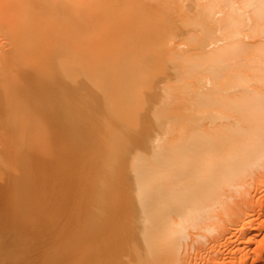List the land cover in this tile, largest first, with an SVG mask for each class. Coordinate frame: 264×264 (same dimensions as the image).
I'll return each mask as SVG.
<instances>
[{"label":"bare ground","instance_id":"bare-ground-1","mask_svg":"<svg viewBox=\"0 0 264 264\" xmlns=\"http://www.w3.org/2000/svg\"><path fill=\"white\" fill-rule=\"evenodd\" d=\"M261 180L264 0H0V264H190Z\"/></svg>","mask_w":264,"mask_h":264},{"label":"rangeland","instance_id":"rangeland-1","mask_svg":"<svg viewBox=\"0 0 264 264\" xmlns=\"http://www.w3.org/2000/svg\"><path fill=\"white\" fill-rule=\"evenodd\" d=\"M263 181L261 180L260 183H262ZM260 183L258 184L259 186H256V187L252 185L253 187H251L250 190H249L248 196L250 195L249 197L251 199L249 197H248L249 200L247 199V203H248L247 207L248 208H245V212L246 213H243L245 216L244 215L242 216V214H241V217L237 220L238 223L235 222V223L230 224L228 226L229 227L228 228V232L230 233V231H231L233 236H232L231 233L229 235V234H227V232H225V234H227L225 236H227V237L224 236L223 237L224 239L223 238L220 239L224 243L222 241L221 242L219 241V243H221V244L216 245L218 247L213 246V242H210L208 240V242H206V244L202 246V247H204V246L205 247H204V249L201 248V254L199 252L200 250L197 251V252L192 250L190 253L191 254L193 253L194 257H192V255L190 254V257H192L191 258L192 260L190 259L191 260L190 264H193V262L196 263L197 260H198L197 264H207L208 261H209L208 264H216V263H219V262H220V264L221 263H223V264H236V261H237L236 259L237 258H240L239 259L240 262L238 260L237 264H253L254 260L256 261L254 264H264V184H260ZM254 188H257V189L254 190ZM254 204H255V206H253ZM247 209H249V210H247ZM251 211L254 212V213H251ZM244 217L246 218V221H245ZM248 218H250V219H248ZM239 220H241L242 224L240 223ZM250 220L253 222V224L251 222L250 225H249ZM234 224L236 226H233ZM245 224H246L247 227L245 226ZM243 225L245 226L246 229L243 228ZM230 226L231 227L233 226V227L231 228ZM239 227H241V229ZM233 230L236 231V233ZM227 238H229V239H227ZM210 244L212 245L211 247L208 246ZM219 246H220V248H219ZM215 248H217V249H215ZM214 250H216V252ZM210 251H212V252H210ZM259 251H260V253H259ZM212 254L214 255L213 257H212ZM256 254H257L258 257H256ZM217 255L220 256V257L222 256V258H218ZM245 257H247L248 259L245 258ZM252 258H254V259H252ZM224 259H225L226 262L224 261ZM117 260H119V261L122 260V263H123V260H124L125 261L124 264L125 263H127V264L131 263L132 264V262H133V261L131 262V259H129L130 261L128 259H117ZM126 260L129 261V262H127ZM205 260H206L207 263L205 262ZM221 260H223V262H221ZM242 260H244V261H242Z\"/></svg>","mask_w":264,"mask_h":264}]
</instances>
